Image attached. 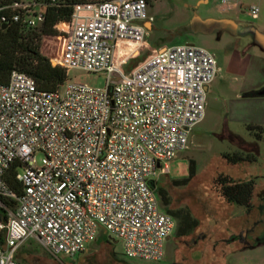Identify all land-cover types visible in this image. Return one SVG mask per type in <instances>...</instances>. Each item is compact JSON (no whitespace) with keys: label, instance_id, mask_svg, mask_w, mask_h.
<instances>
[{"label":"built area","instance_id":"obj_1","mask_svg":"<svg viewBox=\"0 0 264 264\" xmlns=\"http://www.w3.org/2000/svg\"><path fill=\"white\" fill-rule=\"evenodd\" d=\"M59 2L20 0L0 24L37 31ZM148 8V0L74 4L70 20L54 26L67 33L59 54H45L65 80L44 91L12 71L0 85V199L15 201H0V264H19L16 253L31 239L54 258H72L98 229L120 241L127 258H162L175 221L159 204L155 178L168 174L202 121L218 69L211 52L191 44L143 58ZM247 14L257 19L258 7ZM73 69L103 75L104 86L71 82ZM13 166L18 194L4 181Z\"/></svg>","mask_w":264,"mask_h":264},{"label":"rangeland","instance_id":"obj_2","mask_svg":"<svg viewBox=\"0 0 264 264\" xmlns=\"http://www.w3.org/2000/svg\"><path fill=\"white\" fill-rule=\"evenodd\" d=\"M226 2L148 0L153 21L146 29L150 50L143 58L158 47L191 44L211 52L217 63V75L207 87L202 121L190 132L186 148L168 163V174L155 178L170 199L167 209H186L197 220V227L177 237L175 222L159 261L125 257L121 242L98 229L84 252L72 258H54L38 241L28 240L16 253L19 264H264V135L257 139L247 128L260 125L264 130V94H258L264 90V52L250 36L205 31L212 21L230 19L264 36V0ZM250 6L258 7L257 19L248 16ZM66 36V28L61 27L56 36L40 38L41 54H59ZM143 58L131 61L126 70ZM68 80L99 88L105 83L103 75L76 69L69 71ZM233 153L250 154L255 160L232 165L222 158V154ZM35 160L38 167L44 164L41 153H36ZM189 161L194 162L193 177L185 185H175L173 180L187 178ZM219 174L253 181L249 211L218 196L214 179Z\"/></svg>","mask_w":264,"mask_h":264},{"label":"trees","instance_id":"obj_3","mask_svg":"<svg viewBox=\"0 0 264 264\" xmlns=\"http://www.w3.org/2000/svg\"><path fill=\"white\" fill-rule=\"evenodd\" d=\"M20 0H0V18L9 14V6ZM102 1V0H100ZM86 0H60L56 6L48 7L45 11V20L40 29L21 30L17 24H8L5 29L0 24V85H5L12 71H18L30 76L40 90L53 91L65 80V73L59 67L50 64L47 57L41 54L39 41L42 37H51L57 34L54 26L70 20L72 6L85 3ZM98 2V1H97ZM257 139L264 130L260 126L247 127ZM256 131V133H255ZM222 158L229 164L251 163L255 158L250 154L233 153L222 154ZM195 172L194 162L189 161L187 178L173 180L175 185H185L190 181ZM15 167H11L4 175L7 186L16 194L20 191L19 184L15 181ZM214 188L218 196L229 205H236L249 211L253 194L254 183L252 180H237L229 175L219 174L214 179ZM156 195L165 213L175 219V234L177 237L188 235L193 231L198 222L186 209L168 210L170 199L165 190L156 185ZM1 203L13 207L15 201L1 200ZM3 213V210L0 209Z\"/></svg>","mask_w":264,"mask_h":264},{"label":"flooded vegetation","instance_id":"obj_4","mask_svg":"<svg viewBox=\"0 0 264 264\" xmlns=\"http://www.w3.org/2000/svg\"><path fill=\"white\" fill-rule=\"evenodd\" d=\"M213 30H227L235 33L242 34L244 36H250L252 41L256 40V32L255 30L248 25H241L235 23L230 19H223L219 21H212L209 25L205 28V31L211 32Z\"/></svg>","mask_w":264,"mask_h":264},{"label":"water","instance_id":"obj_5","mask_svg":"<svg viewBox=\"0 0 264 264\" xmlns=\"http://www.w3.org/2000/svg\"><path fill=\"white\" fill-rule=\"evenodd\" d=\"M1 28L5 29V25H2ZM255 32H256V41H258L260 48L264 52V36H262L260 33H258L257 30H255ZM163 50H164V48H162L160 51H163ZM258 94L263 95L264 90Z\"/></svg>","mask_w":264,"mask_h":264},{"label":"crops","instance_id":"obj_6","mask_svg":"<svg viewBox=\"0 0 264 264\" xmlns=\"http://www.w3.org/2000/svg\"><path fill=\"white\" fill-rule=\"evenodd\" d=\"M144 26H145L146 29H149V28L151 27V24H149V23L146 22V23H144ZM259 33H260V34H263L261 31H259ZM162 48H163V47H160V48L158 47L157 50H161ZM259 126H260V125H259ZM237 179H238V180H243L242 178H237ZM254 215H255V214H254Z\"/></svg>","mask_w":264,"mask_h":264},{"label":"bare ground","instance_id":"obj_7","mask_svg":"<svg viewBox=\"0 0 264 264\" xmlns=\"http://www.w3.org/2000/svg\"><path fill=\"white\" fill-rule=\"evenodd\" d=\"M63 27V26H62Z\"/></svg>","mask_w":264,"mask_h":264}]
</instances>
